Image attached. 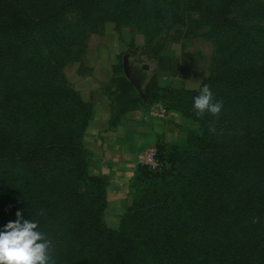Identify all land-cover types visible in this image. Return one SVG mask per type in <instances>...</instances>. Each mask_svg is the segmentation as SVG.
<instances>
[{
    "label": "trees",
    "instance_id": "1",
    "mask_svg": "<svg viewBox=\"0 0 264 264\" xmlns=\"http://www.w3.org/2000/svg\"><path fill=\"white\" fill-rule=\"evenodd\" d=\"M86 1L0 0V33L30 27L36 10L41 19ZM225 3L216 15L232 8ZM204 84L224 103L218 117L195 114ZM152 103L200 135L157 145L158 166L137 169L132 203L112 231L103 222L106 186L89 181L82 144L92 106L61 90L1 96L0 227L17 211L37 221L55 264H264V63L210 75L193 91L148 86Z\"/></svg>",
    "mask_w": 264,
    "mask_h": 264
},
{
    "label": "rangeland",
    "instance_id": "2",
    "mask_svg": "<svg viewBox=\"0 0 264 264\" xmlns=\"http://www.w3.org/2000/svg\"><path fill=\"white\" fill-rule=\"evenodd\" d=\"M225 2L232 8L216 15ZM263 6L264 0H88L41 19L36 10L30 27L0 33V97L30 87L73 92L91 105L114 73L144 95L148 86L197 90L210 75L264 63ZM173 115L180 122L160 140L163 148L200 135L196 124ZM153 163L151 169L156 157ZM128 207L125 199L107 202L106 228L117 231Z\"/></svg>",
    "mask_w": 264,
    "mask_h": 264
},
{
    "label": "crops",
    "instance_id": "3",
    "mask_svg": "<svg viewBox=\"0 0 264 264\" xmlns=\"http://www.w3.org/2000/svg\"><path fill=\"white\" fill-rule=\"evenodd\" d=\"M114 76L90 101L93 110L82 144L89 153V179L105 184L107 202L125 199L128 207L137 169L154 161L160 140H168L180 121L168 112L164 118L152 115L145 95L132 89L119 74Z\"/></svg>",
    "mask_w": 264,
    "mask_h": 264
},
{
    "label": "clouds",
    "instance_id": "4",
    "mask_svg": "<svg viewBox=\"0 0 264 264\" xmlns=\"http://www.w3.org/2000/svg\"><path fill=\"white\" fill-rule=\"evenodd\" d=\"M224 103L217 100L209 85L204 84L194 97L193 108L198 118L205 114L218 117ZM16 219L0 227V264H55L53 242L40 230L39 223L25 219L22 211Z\"/></svg>",
    "mask_w": 264,
    "mask_h": 264
},
{
    "label": "built area",
    "instance_id": "5",
    "mask_svg": "<svg viewBox=\"0 0 264 264\" xmlns=\"http://www.w3.org/2000/svg\"><path fill=\"white\" fill-rule=\"evenodd\" d=\"M151 114L160 118H164L166 110L162 107V105L156 104L154 107H152ZM149 164L152 166L154 163L150 161Z\"/></svg>",
    "mask_w": 264,
    "mask_h": 264
},
{
    "label": "water",
    "instance_id": "6",
    "mask_svg": "<svg viewBox=\"0 0 264 264\" xmlns=\"http://www.w3.org/2000/svg\"><path fill=\"white\" fill-rule=\"evenodd\" d=\"M133 85H135V87H136V89L138 90V92L141 93V95H142V92H141V90L139 89V87H138L136 84H133Z\"/></svg>",
    "mask_w": 264,
    "mask_h": 264
}]
</instances>
